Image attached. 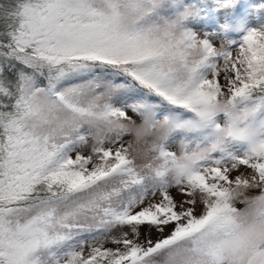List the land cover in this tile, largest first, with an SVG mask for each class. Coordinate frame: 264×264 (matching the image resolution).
<instances>
[{
    "label": "snow or ice",
    "instance_id": "snow-or-ice-1",
    "mask_svg": "<svg viewBox=\"0 0 264 264\" xmlns=\"http://www.w3.org/2000/svg\"><path fill=\"white\" fill-rule=\"evenodd\" d=\"M235 3L0 0V264H264V25L190 26Z\"/></svg>",
    "mask_w": 264,
    "mask_h": 264
},
{
    "label": "rangeland",
    "instance_id": "rangeland-1",
    "mask_svg": "<svg viewBox=\"0 0 264 264\" xmlns=\"http://www.w3.org/2000/svg\"><path fill=\"white\" fill-rule=\"evenodd\" d=\"M189 2L196 5L195 3H193L192 0H189ZM218 15L220 18L217 20V22H214L212 18L210 19L209 11L206 8H204L198 17H195L191 20L190 26L192 27V30L194 32H197V34L199 35H203L204 33H209L214 36L223 35L227 39L238 41L242 39L244 33L248 29L258 27L262 25L264 22V19H263L264 18V8L261 9V8L255 7V8L249 9L246 13V16H245L246 19H245V24H244V26H246L247 28L246 29L244 28L241 34L240 30L237 27L231 28V26L225 23L226 18L222 17L221 12H219ZM222 25L229 30L221 33L219 29L221 28ZM84 154L85 155L88 154L86 149L84 150Z\"/></svg>",
    "mask_w": 264,
    "mask_h": 264
},
{
    "label": "trees",
    "instance_id": "trees-1",
    "mask_svg": "<svg viewBox=\"0 0 264 264\" xmlns=\"http://www.w3.org/2000/svg\"><path fill=\"white\" fill-rule=\"evenodd\" d=\"M192 1L196 5H199L201 3V0H192ZM212 2L213 0H208V3H212ZM261 5H264V0H236V3L231 10V15L230 17H227L225 19V23L231 26V28L237 27L242 34L243 31H241V29L244 30V28L245 29L247 28L246 26H244L245 19H246L245 16H246L247 11L255 7H258L261 9L264 8V7H261ZM207 10L209 11L210 16L212 17L213 21L217 22V20L220 18L218 15L219 11H217L216 13H211L209 9ZM262 25H264V22Z\"/></svg>",
    "mask_w": 264,
    "mask_h": 264
}]
</instances>
